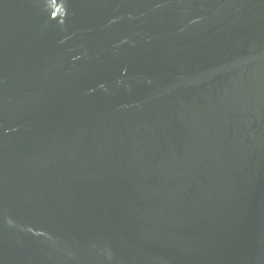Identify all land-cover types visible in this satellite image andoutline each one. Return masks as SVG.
<instances>
[{"label":"water","instance_id":"95a60500","mask_svg":"<svg viewBox=\"0 0 264 264\" xmlns=\"http://www.w3.org/2000/svg\"><path fill=\"white\" fill-rule=\"evenodd\" d=\"M0 264H264V0H0Z\"/></svg>","mask_w":264,"mask_h":264}]
</instances>
